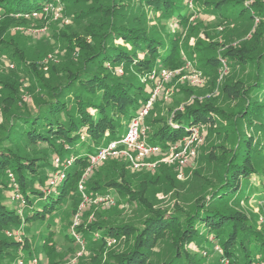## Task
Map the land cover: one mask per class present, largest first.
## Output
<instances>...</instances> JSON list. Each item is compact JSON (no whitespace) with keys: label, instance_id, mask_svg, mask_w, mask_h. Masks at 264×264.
<instances>
[{"label":"trees","instance_id":"trees-1","mask_svg":"<svg viewBox=\"0 0 264 264\" xmlns=\"http://www.w3.org/2000/svg\"><path fill=\"white\" fill-rule=\"evenodd\" d=\"M76 1L81 0H0V64L6 57L17 63L19 72L39 76L36 68L37 61L42 58L41 52L53 49L44 46L39 55H35L29 48L26 49L22 33L17 34V31L14 34L11 30L18 24L36 20V23L42 24L41 20L47 19L51 13L44 12L46 5L58 6L65 2V6H74ZM90 2L92 8L76 9L71 17L84 20L102 10L95 7L98 1ZM105 4L103 13L106 19L99 21L101 30H104L100 40L94 46L75 41L82 47L80 63L65 64L60 73H55L51 68L53 75H58L54 80H46V84L40 85L41 91L35 94L33 109L26 105L23 108L19 104L22 100L19 83L10 82L0 71V100L3 112L11 115L7 125H0L3 131L0 135V264H18L20 250L26 252L23 264H32V259L27 263L35 250L31 238L29 240L27 237L20 244L8 235L9 231L23 225L28 232L34 231L32 237L40 238L35 247L38 252L50 258L51 264H57L50 257L57 250L52 226L57 224L56 218L61 221L62 217L68 215L61 212L64 205H68L70 210L76 205L67 198L72 190L78 189L74 184L89 164L90 155L111 140L122 137L124 134L120 135L119 132L122 129L127 132L142 103L150 98L141 79L142 73L156 66L175 68L185 62L184 47L176 35L172 37L170 27L173 22L186 25L193 16L194 12L186 0H107ZM203 6L212 14L217 12V18L244 20L243 16L249 14V25L255 24L256 17L260 16L261 20L257 31L263 41L260 51L252 52L240 46L236 52L223 55L233 71L239 67H253L254 79L245 88L235 89V97L238 96L243 103L239 112L227 117L231 120L232 134L237 142L231 158L223 165L227 175L223 176V182L215 185L210 198L200 199L193 212L188 213L180 208L170 214L151 212L137 229L133 225H114L105 220L94 221L89 226L81 223L77 230L82 234L85 231V236L90 238V250L95 246H99L100 250L106 248L108 238L120 240L133 236L126 250L109 253L105 261L100 259L94 264L159 262L162 257L160 244L169 231L172 233L170 252L166 250L163 253L164 260L161 259L160 264H200L196 260L201 253L195 250L205 248L202 237L199 238V228L203 226L207 234L214 235L221 242L224 254L231 260L239 264H264V225L254 227L249 218L235 207L239 201L236 196L244 198L247 185L254 191V196L260 193L258 197L264 203V172L256 169L257 162L264 158V6L257 3L248 6L245 0H203ZM253 8L257 10L256 16L252 14ZM33 12H40V15L34 17ZM152 18L156 20L155 23ZM207 48L197 45L191 49L189 56L199 62L198 69L213 73L223 67V63L215 51L207 55ZM121 64L125 68L123 74L116 71ZM211 114L210 108L199 103L177 111L173 124L170 121L153 124L157 129L151 141L167 151L175 141L187 135L191 127L201 126L209 120L213 122L215 118ZM244 122L245 129L240 127ZM246 129L247 132L255 129L256 133H244ZM37 151L44 153L39 156L36 155ZM52 153L54 158L60 156L64 162L73 157L74 162L60 190L45 195L35 185L44 182L49 172L55 169L51 162ZM105 163L106 171L99 170L91 180L85 182L99 193H115L118 206L112 208L118 211L121 205L126 207L133 202L130 198L134 195L128 188L131 182L129 176L132 175L127 178L125 173L126 167L130 169L131 165L127 160ZM9 171L24 195L27 204L25 213H20L18 208L11 209L5 203L8 197L6 192L13 188ZM112 175L117 177L111 179ZM256 177L260 184L254 183ZM126 196L128 198L125 199ZM218 207H224V211ZM51 215L55 216L50 218ZM41 227H46L47 233L38 231L40 234L37 235L35 230ZM66 228L65 237L74 240ZM95 231L100 235L98 238L94 235Z\"/></svg>","mask_w":264,"mask_h":264},{"label":"rangeland","instance_id":"rangeland-1","mask_svg":"<svg viewBox=\"0 0 264 264\" xmlns=\"http://www.w3.org/2000/svg\"><path fill=\"white\" fill-rule=\"evenodd\" d=\"M90 1H76L77 3L74 6L72 4L65 6L66 3L62 2L58 5L61 7L59 16H56L55 13H49L47 19L41 20L42 24L36 23L38 21L36 20L26 24H18L11 30L14 34L17 31V34L22 33V40L26 41V49L29 48V51L35 55H39L40 50L44 46L45 48L48 46L53 49L41 52L42 58L37 61L38 68H36L40 72L39 76L34 75L33 77V75L30 76L27 73L19 72L16 69L17 63L6 57L1 61L0 71L3 73L2 76L7 77L10 82L19 83L22 98L19 104L23 105V108L26 105L33 109L35 106V94L41 91L40 85L46 84V80L51 81L57 77L58 74L53 75L51 68H53L55 73H60L63 72L61 67L65 64L80 61L79 59L82 58L83 54L82 47L75 41H82L89 45L91 43L94 46L100 40V34L104 30H101L99 21L106 19L103 8H106L105 2L107 0H96L100 3L97 2L95 7L102 8V10L92 13L88 19L79 20L71 17L72 13L76 12V9L92 8L93 5H90ZM245 1L248 6L256 3L264 6V0ZM186 2L194 12L193 16L186 25L173 22L170 27L172 37L176 35L184 47L183 56L185 62L180 66H175V68H160L156 66L151 71L141 75L147 93L150 94V97L154 93L156 96L153 104L148 108L147 114L138 122L136 143H145L149 147L155 148L145 153V155H140L136 144H124L119 149L121 150L120 153L97 162H89L84 172L78 177V182L74 184L79 190L75 188L69 193L67 198L68 200L70 199L71 204L76 203L74 205L75 208L72 206V210H70L68 205H64L61 212L68 213V215L64 218L61 216L63 218L60 217L61 221L56 218L57 224L52 226L57 240V250L50 257H53L57 264H94L95 262L98 263L100 259L105 261L109 253L123 252L126 250L128 243L133 241V236L122 237L120 240L108 238L106 239V248L100 250L99 246H95V248L90 250L88 245L90 238L85 236V231L83 236L77 230L81 223L84 222L89 226L94 221L105 220V222L108 221L114 225H133L137 229L141 227L145 218L151 212L162 211L170 214L177 208L185 209L186 212H193L195 211V205L200 202V199L203 197L210 198L212 191L215 190V185L223 182V176L227 175L223 165L231 158L233 147H235V144L237 145L235 136L232 134L233 126L230 124L231 120L227 117L239 112L243 103L237 98V94V97H235V89L245 88L254 79H252L253 67H239L233 71L223 55L226 52H236L240 46H244L252 52L260 51L263 41L261 34L257 33V31H259L258 27L261 20L258 15L259 17L255 18V24L249 25V21H247L249 14L243 16L244 20L241 18L234 20V17L230 19L225 17L217 18V12L212 14L211 10L205 9L203 0H186ZM119 6L117 5V7ZM256 11L253 8L252 14L254 16H256ZM155 21L152 18V22L155 23ZM102 28L104 29V27ZM197 45L208 46L206 49L207 55L213 54V51H215L222 60L223 67L213 73H211L212 71L207 73L198 69L197 65L199 62L194 61L195 59L192 60L189 56L191 49H194ZM124 69V65L121 64L116 71L119 74H123ZM163 70H168L167 72L169 73L165 77L161 75ZM9 76L12 78H9ZM1 98L2 96H0ZM146 102L142 103V108L146 105ZM198 103L210 108L212 113L210 116L215 118L213 122L209 120L201 126L193 127L187 135L169 146L167 151L151 141V136L157 129L153 124H157V121H170V124H173L177 111L190 108ZM10 118L11 115L3 112V104L0 100V125H7ZM245 124L244 122L243 126L240 127L245 129ZM1 126L0 135L3 132ZM247 130L244 133H256L255 129H251L249 132ZM119 134H125V130L122 129ZM43 153L37 151L36 155L40 156ZM54 156L52 153V164L54 163ZM111 160H127L131 165L130 169L126 167L127 171L125 170V173H127V178L132 175V177L129 176L131 178L130 184H127L130 191H132L130 193L134 195V197L130 198L133 202L126 207L121 205V209L118 211L112 208L118 206V197H116L115 193H99L90 186L88 187L85 182L91 180L99 170L106 171L107 164L105 162ZM53 166L55 169L49 172L47 179L44 182H37L35 185V188L45 193V195L57 193L60 190L61 185L67 178V172H69L71 165L68 167H57L54 164ZM256 169L264 172V158L257 162ZM9 175L12 179L13 188L6 192L8 197L5 203L11 209L18 208L20 213H25L27 204L24 202V195L11 171H9ZM116 177L112 175L111 179ZM52 179H55V182H52ZM254 183H259L257 177L254 179ZM246 192L244 198L236 196L239 201L235 203L238 204L235 207L249 218L254 227H262L264 225V203L258 197L260 193L258 192L254 196V191L248 185L246 186ZM17 193L19 194V199L16 196ZM107 197L110 200H107ZM217 209L224 211V207H218ZM54 216L51 215L50 218ZM70 221L71 223L69 224ZM68 225H70V228ZM65 227H67L66 232L73 236L74 240H69L65 237ZM21 231H23L21 236L11 235V237L20 244H23L27 237L29 240L31 238V243L34 242L32 245L33 249H35L34 255L32 258H28L29 261L27 263L32 259V264H34L33 260L37 259V264H51L50 258L43 253H39L37 248H35L40 238L32 237L34 231L28 232L25 225H23ZM38 231H42L44 234L47 233L46 227L37 228L35 230L37 235L40 234ZM199 231V238L202 237V245L205 248L200 247L201 249L195 250V252L199 250L198 252L201 253L198 254V260H196L198 263L222 264V260L227 259L228 264H239L224 254L221 242L214 235L207 234V229L204 226L203 228L200 227ZM73 232L76 233L79 239L75 234L73 235ZM94 235L96 238L100 236L98 231H95ZM165 235L160 244L161 249L157 247V250H160V254L162 253L161 259L163 260V253L166 250L168 253L170 252L169 244L172 233L169 231ZM71 246L73 250H71ZM19 254L20 257H18L16 263L23 264L26 261V252L20 250ZM161 259L154 264H160Z\"/></svg>","mask_w":264,"mask_h":264},{"label":"built area","instance_id":"built-area-1","mask_svg":"<svg viewBox=\"0 0 264 264\" xmlns=\"http://www.w3.org/2000/svg\"><path fill=\"white\" fill-rule=\"evenodd\" d=\"M59 9H61V7H59V6H55V5H52V4L51 5H46L44 7V12L55 13L56 16H59L60 15ZM32 15L34 17H38L40 15V12H33ZM167 71L168 70H163L161 75L163 77L167 76L169 74ZM155 96L156 95L154 93L147 100L146 105H144V107L138 111L139 113H137V115L131 120V122H130V124L128 126V129H127V132L122 137H119L117 139L111 140L107 145L101 146L99 148V150L95 154H91L90 155V161L97 162V161H100V160H102L104 158H108L111 155H116V154L121 152V150H119V149L121 147H123L124 144H136V148L139 151L140 155H145V153L150 152L152 149H154L155 147H149L145 143H141V142L140 143L139 142L136 143L137 142L136 140L138 138V126H139L138 122H139V120L142 117H144L145 114H147V110L153 104ZM194 127H196V126H194ZM192 128L193 127H191L190 130H192ZM73 162H74V158L73 157H70V158L66 159L65 162L61 159L60 156H56L54 158V164L57 167H61V166L68 167V166L72 165ZM52 182H55V179H52ZM81 187H82V185H81ZM16 196L19 199V194L18 193L16 194ZM109 197H107L106 199L110 200ZM106 199H103V200H106ZM24 202H25V199H24ZM108 202H111V201H108ZM111 203H113V202H111ZM21 229H22V227L21 228H17V229L12 230V231H9L8 233H9V235L21 236L23 234V231H21ZM74 234H75V236H77L75 232H73V235ZM77 238L79 239L78 236H77ZM217 249L220 250L218 247H217ZM222 262H223L222 264H228V260L227 259H223ZM33 263L37 264V259H34Z\"/></svg>","mask_w":264,"mask_h":264}]
</instances>
